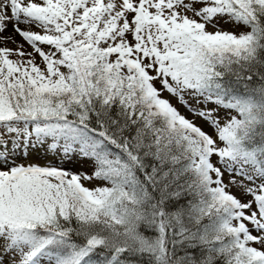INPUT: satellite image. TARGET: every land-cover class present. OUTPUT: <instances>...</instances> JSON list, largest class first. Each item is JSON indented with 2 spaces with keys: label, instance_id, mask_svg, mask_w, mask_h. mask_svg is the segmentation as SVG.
Listing matches in <instances>:
<instances>
[{
  "label": "snow or ice",
  "instance_id": "6c2138e0",
  "mask_svg": "<svg viewBox=\"0 0 264 264\" xmlns=\"http://www.w3.org/2000/svg\"><path fill=\"white\" fill-rule=\"evenodd\" d=\"M0 264H264V0H0Z\"/></svg>",
  "mask_w": 264,
  "mask_h": 264
},
{
  "label": "rangeland",
  "instance_id": "374dc122",
  "mask_svg": "<svg viewBox=\"0 0 264 264\" xmlns=\"http://www.w3.org/2000/svg\"><path fill=\"white\" fill-rule=\"evenodd\" d=\"M17 40H19L20 38L19 37H16ZM11 46V45H10ZM31 159L34 161V162H38V163H54L55 161H50V160H45L44 158V155L43 153H40V154H34ZM68 167H73L74 169L75 168H78L79 166L78 165H68Z\"/></svg>",
  "mask_w": 264,
  "mask_h": 264
}]
</instances>
